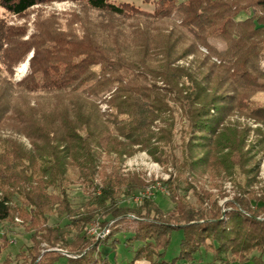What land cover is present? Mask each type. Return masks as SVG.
Instances as JSON below:
<instances>
[{
  "label": "trees",
  "instance_id": "obj_1",
  "mask_svg": "<svg viewBox=\"0 0 264 264\" xmlns=\"http://www.w3.org/2000/svg\"><path fill=\"white\" fill-rule=\"evenodd\" d=\"M52 1L64 0H0V5L23 15ZM71 1L118 17L137 14L145 23L133 26L130 34L121 29L92 41L89 35L81 42L68 36L66 46H36L30 75L17 83L0 77V130L24 135L34 147L24 151L9 147L10 140L0 141V224L20 219L33 243L16 255L17 260L21 264H61L62 259L68 264H112L101 257L99 246L111 242L116 248V234L111 231L97 240L86 229L98 221L104 228L109 221L133 215L138 222L127 242H140V247L132 264L194 261L202 250L218 264H264L263 218L244 215L240 203H230L231 210L223 218L215 203L209 210L196 208L180 194L195 188L187 181L182 186L185 168L193 171L197 164L209 168L212 159L230 166L232 153L243 152L245 136L240 134L248 130L228 123L230 116L240 114L264 124V0H144L154 4L151 12L111 0ZM165 22L170 24L164 27ZM8 34V29H0V66L18 63L12 55L25 56L29 51L26 41L6 50ZM211 40L220 41L224 48ZM41 53L45 57L36 66ZM192 55L196 58L189 66L179 64ZM107 94L106 117L96 101ZM178 109L188 122V136L181 143L182 162L171 153ZM124 121L128 133L113 134L111 125ZM260 139L264 143V136ZM135 146L180 171L176 183L162 182L175 205L171 211L147 198L136 207L123 205L122 198L137 195L150 183L125 176L115 167L101 171L106 168L103 153L122 156L131 154ZM70 170L77 172L87 197L79 207L71 204L68 193L74 183ZM195 196L201 206L207 204L209 196ZM52 217L55 224H50ZM173 231L183 233L180 253L166 260ZM8 244L3 235L0 254ZM11 263L6 258L2 264Z\"/></svg>",
  "mask_w": 264,
  "mask_h": 264
},
{
  "label": "rangeland",
  "instance_id": "obj_2",
  "mask_svg": "<svg viewBox=\"0 0 264 264\" xmlns=\"http://www.w3.org/2000/svg\"><path fill=\"white\" fill-rule=\"evenodd\" d=\"M116 3H130L144 11H153L154 4L145 2L144 0H111ZM145 23L144 18L137 14H127L126 17H118L111 15L107 12H101L88 7L83 2H75L71 0L64 1H52L44 4L37 5L23 15H14L4 7L0 5V29L5 28L9 30L6 50L12 49L19 42L26 41L28 46V53L23 56V53L18 52L12 55V59L16 58L20 61L11 65L0 66V77L2 79L10 80L17 83L24 79L27 75L32 73L30 67V59L33 57L35 49L34 47L56 45L66 46V42H70L68 36H74L77 42H81L86 36H91L93 39H101L105 33L111 31L121 30L125 34L132 32L131 28L135 25L143 27ZM170 22H165L164 27H167ZM123 34V33H122ZM83 45H86V40ZM219 49L224 48V44L217 40H211ZM100 44V43H99ZM204 47H201V49ZM205 49V48H204ZM203 50V49H202ZM10 51V50H8ZM11 51L10 54H12ZM42 54V53H41ZM45 55L39 57L36 66H40V59ZM195 56L192 55L179 62L182 66H189L191 62L195 60ZM22 59V60H21ZM214 61H217L214 58ZM27 64V70L25 73H20V68ZM11 66V67H9ZM264 69V61L261 63ZM99 67H96V70ZM111 94V93H110ZM110 94L105 95L102 99L97 100L100 112L107 114L110 112L107 100L110 98ZM263 99L264 96H261ZM171 105L175 103L171 101ZM105 118V117H104ZM176 120V127L174 130V145L175 150L171 152L175 154L179 161L182 162L183 158V145L182 138H186L187 132V120L181 116V111L178 109L174 114ZM228 123L234 124L241 130L247 129L248 131L242 132L240 135L245 136L243 140L242 151H235L232 153L230 160L232 161L230 166L219 163L218 160L212 159L211 166L204 167L202 164H197L196 169L191 171L189 168L184 169L182 179L184 182L192 183V186L188 192L180 191L181 196H185V200L188 204L196 208H204L209 210L213 208L215 203L217 208H221L223 212V218L231 210L230 203H240L244 207H239L243 211L244 215L257 216V219H264V143H261V137L264 136V124L257 122L255 119L241 116L240 114H234L227 119ZM161 124L158 125L160 128ZM156 128V130H158ZM261 129L263 133L258 130ZM128 121H124L119 125H111V132L113 134L124 136L128 133ZM185 132V133H183ZM10 140L9 147H18L20 150L33 151L31 141L24 135H19L12 132L10 129L0 130V141ZM185 142V139H184ZM201 144V143H198ZM15 145V146H14ZM105 141L103 146H105ZM0 146L2 144L0 143ZM161 147V145H159ZM159 154L161 148L158 149ZM169 152L168 150L166 151ZM166 153V155H167ZM244 153V154H242ZM158 157V156H157ZM164 158V157H161ZM102 172H111L115 167L121 174L135 175L140 177L145 182L150 183L147 188L142 191H136L137 195H130L121 199L123 205H129L130 207H136V205L143 202L145 198L155 201L159 207L165 212H169L174 208V203L169 199V193L162 185V182L172 180L173 184L176 183V178L180 176V171L176 170L171 162H160L147 150L141 149L139 146L133 147L131 154H124L119 156L118 154L102 155ZM205 170V172H203ZM69 176L74 183L69 187V196L71 204L74 207L81 206L87 197L83 192V186L77 182V172L70 170ZM101 181L99 176L97 182ZM52 191V188L49 189ZM205 194L208 197L207 204L201 206L198 197L195 194ZM142 198V196H144ZM138 197L142 198L138 200ZM211 202V204H210ZM244 204V205H243ZM248 204L250 210L245 209ZM251 212H254L253 215ZM106 220H110L109 217ZM57 222L55 217L50 219V224ZM137 218L130 215L126 220H112L104 228L101 226V221L89 226L95 227L100 234L106 233L104 237H97V240L105 239L111 231L116 234L115 239L116 248H113L111 242L108 244L103 243L99 246V253L101 257H108L112 264H132L135 258L136 250L140 247V242L134 241L132 244H128L127 239L132 235L131 233L137 225ZM86 229L89 236H94L95 228L92 230ZM109 231V232H108ZM93 233V234H92ZM6 235L8 237V246L0 254V264L6 258L11 260V264H21L22 260L18 261L16 255L20 252L26 251L27 248L33 245L31 241V235L26 233L24 227L21 224L20 219H16L14 224L4 223L0 224V238ZM183 237L181 231H173L170 244L167 248L165 259L172 260L176 258L180 253V242ZM73 240V236L69 237ZM63 251V250H62ZM63 254L73 257L66 251ZM255 255H259V252H255ZM230 261L234 262L231 254L227 255ZM264 258V255H263ZM61 264H68L67 259H62ZM134 264H148L147 261H136ZM178 264H218L213 260V256L210 252L202 250L195 256L194 261L179 260ZM243 264H252L251 262Z\"/></svg>",
  "mask_w": 264,
  "mask_h": 264
},
{
  "label": "built area",
  "instance_id": "obj_3",
  "mask_svg": "<svg viewBox=\"0 0 264 264\" xmlns=\"http://www.w3.org/2000/svg\"><path fill=\"white\" fill-rule=\"evenodd\" d=\"M143 197H145V195L142 196V198H143ZM142 198H141V197H140V198L138 197V200H139V199H142ZM93 228L96 229V226H95V227H94V226L91 227L89 230H92ZM96 231H97V229L95 230V233H94V234L92 233L94 236L99 237V238H100V237L102 238V237L106 236V233L100 234V232H96ZM108 232H109V231H108Z\"/></svg>",
  "mask_w": 264,
  "mask_h": 264
},
{
  "label": "bare ground",
  "instance_id": "obj_4",
  "mask_svg": "<svg viewBox=\"0 0 264 264\" xmlns=\"http://www.w3.org/2000/svg\"><path fill=\"white\" fill-rule=\"evenodd\" d=\"M27 64L23 65L21 68H20V73H25V71L27 70Z\"/></svg>",
  "mask_w": 264,
  "mask_h": 264
}]
</instances>
